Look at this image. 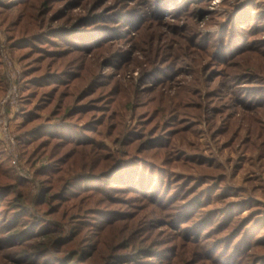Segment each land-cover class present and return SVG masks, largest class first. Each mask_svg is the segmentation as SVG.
<instances>
[{
	"label": "rangeland",
	"instance_id": "rangeland-1",
	"mask_svg": "<svg viewBox=\"0 0 264 264\" xmlns=\"http://www.w3.org/2000/svg\"><path fill=\"white\" fill-rule=\"evenodd\" d=\"M51 88L54 104L35 110ZM258 104L264 0H0V264L47 245L15 237L14 212L42 218L30 232L53 222L65 237L28 264H61L67 248L95 253L87 264L101 252L119 264H264V154L248 130ZM58 105L87 112L61 121ZM109 113L110 127L96 123ZM61 122L122 161L109 177L59 188L62 202L37 204L35 189L21 211L14 190L40 160L27 163L19 135ZM37 177L60 185L54 172Z\"/></svg>",
	"mask_w": 264,
	"mask_h": 264
},
{
	"label": "trees",
	"instance_id": "trees-1",
	"mask_svg": "<svg viewBox=\"0 0 264 264\" xmlns=\"http://www.w3.org/2000/svg\"><path fill=\"white\" fill-rule=\"evenodd\" d=\"M18 43V42H17ZM38 83L35 81V84ZM69 83L61 82L60 85L62 86H68ZM40 86L47 87L48 85L41 84ZM55 91V88H51L50 91V102L45 101L46 104H38L35 110L40 109H47L50 106H52L55 102V95L56 93H53ZM64 97V95H63ZM61 101V99L59 100ZM48 102V103H47ZM60 108L59 111L55 110L56 115L61 117V121L68 118L76 116L77 112H80L82 110H85V108L80 109L77 111L76 107L72 109V107H67V111H60L63 106L58 105ZM258 107H261L258 109ZM252 112L249 113V132L251 134H256L258 139H262L259 145V149L263 148L262 153L264 154V133H262V127L264 126V104H258L251 107ZM260 110V111H258ZM37 111L35 112L34 116L27 115L26 121L22 123V126L24 128H28V126H31L32 124L36 123L34 121L39 120V118H42L41 115L38 114ZM58 112V113H57ZM87 112V111H82ZM104 112H107L105 110ZM40 114V113H39ZM80 114V113H79ZM55 117V115H53ZM112 119L110 113L105 114L104 117L99 119L96 123L101 124L103 127H110V120ZM77 125V124H76ZM75 123H67V122H61V123H52L51 125L47 126L44 125L42 127H34L35 135L30 137V133H27L25 135H19V140L21 141V148H23V144H25V151L24 154L27 156V163H32L31 165L35 167L34 159L38 158L40 160L39 167L36 168V174H31L30 177L27 178V182H30V186L27 185L25 188H21L19 192H17V189L14 190V201L13 205L19 208L21 211H27L31 212L33 209V205L36 203L37 199H35V189L38 190L37 193L40 191V196H42L41 199L37 201V204H44L45 202H54L55 201V194L57 193V190L59 188H64V190H78L77 184L79 180L82 178L89 179L90 181H95L99 175H101V178L109 177L111 167L113 165H117L119 162L122 161L119 157L115 159L114 155L111 153H108L107 151L109 149L106 148V143L98 141L97 139H84L82 138V135H84L83 132L79 131L76 127ZM90 126L82 125V128L88 129ZM44 132V133H43ZM46 132V133H45ZM45 134H49L51 136H47ZM54 136V137H53ZM57 138L58 141H54ZM29 138V139H27ZM257 138L253 143H257ZM126 139V138H125ZM25 141V142H24ZM27 145V146H26ZM69 147L68 150H64L65 147ZM106 153V154H104ZM41 155V156H40ZM31 158L33 160L31 161ZM50 161V163L48 162ZM52 164V165H51ZM53 170V171H50ZM50 172H54L57 174V179L60 182V185L56 186H49L47 185V177L46 179H43L41 186L38 187L36 184H34L37 180V176H45L49 175ZM95 178V179H94ZM57 179L55 181H57ZM19 184H16L15 187H17ZM32 191V193H31ZM71 196L72 193H70ZM69 195V196H70ZM57 197L60 202H62L63 197H67L68 195H64L59 193ZM67 200V199H65ZM53 204V203H52ZM12 217H15L17 219V223L13 224L9 223L10 227H12L11 232H13L14 236L19 238L20 240H25L26 242L30 240H38L41 238H44L47 240V245L42 243H37L35 245L31 246L30 248L25 249H18L16 251H13L11 255H8L9 260L6 261V263L3 264H28V261L33 260L32 256H38L39 254L48 252V249H46L49 244L51 245V242L54 239H63L64 236L56 237V231L53 229L55 226V223H50L48 225H45L44 227H39L38 230L35 232H30L29 229H26L27 226H31L35 224L38 220L42 219L41 217L35 216L34 213H30L29 217H23L18 212H14ZM63 222H65L63 220ZM19 223V225H18ZM66 224V222H65ZM19 226V227H18ZM26 226V227H22ZM98 227V226H97ZM102 227V226H101ZM101 227H98L97 229H101ZM76 229H78L76 227ZM74 232V230H73ZM63 235V234H62ZM120 237H123V234H119ZM76 238H71L67 240V243L74 242ZM15 243H13L11 248H20L22 246V242L18 243L17 240H14ZM24 242V241H23ZM78 243V241H76ZM79 244V243H78ZM37 249L38 252L33 253L31 250ZM46 249V250H45ZM74 248H67L65 249L66 257L61 260V264H87L89 260H92L91 258L94 257V254H89L91 250H84L80 251L79 249L75 251ZM117 248H114L112 252H115ZM88 252V253H87ZM102 253V262L99 264H119L123 263L124 261L116 260L118 259L114 254H107L105 252ZM105 255V256H104ZM104 256V257H103ZM95 263V262H94Z\"/></svg>",
	"mask_w": 264,
	"mask_h": 264
}]
</instances>
